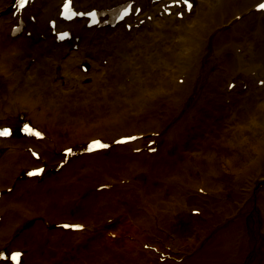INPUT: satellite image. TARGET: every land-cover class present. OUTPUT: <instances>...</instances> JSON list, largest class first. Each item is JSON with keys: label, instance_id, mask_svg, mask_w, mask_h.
Masks as SVG:
<instances>
[{"label": "bare ground", "instance_id": "6f19581e", "mask_svg": "<svg viewBox=\"0 0 264 264\" xmlns=\"http://www.w3.org/2000/svg\"><path fill=\"white\" fill-rule=\"evenodd\" d=\"M62 1L36 0L23 12L31 28L13 36L11 0H0V123H17L14 135L0 139V248L23 247V264H264V249L256 253L264 229V183L256 184L264 181V12L254 9L257 0H194L183 17L159 13L169 0H136L135 22L146 13L151 20L129 30L74 20L65 26L78 40L57 43L47 23ZM127 1L76 0L105 9ZM20 115L46 138L22 135ZM124 133L143 136L75 156L42 178L21 174L36 163L29 145L54 164L68 144L83 149L92 137ZM238 145L250 150L240 162L237 151L224 154ZM224 166L234 194L227 200ZM104 184L110 187L99 190ZM196 206L201 213H192ZM181 209L191 211V232L177 222ZM67 218L85 228L58 227Z\"/></svg>", "mask_w": 264, "mask_h": 264}, {"label": "rangeland", "instance_id": "374dc122", "mask_svg": "<svg viewBox=\"0 0 264 264\" xmlns=\"http://www.w3.org/2000/svg\"><path fill=\"white\" fill-rule=\"evenodd\" d=\"M84 61H86L90 65V62L88 60H84ZM252 135H253V137L256 136V134L254 132L252 133ZM187 136H188V140L186 141L187 144H190L193 141H195V138H194V136H193L192 133L188 132L187 133ZM216 148H218V151H220V153L222 152V150H220L221 147H216ZM235 151H237V152L233 156H235L237 162H240V160L244 159L245 155L248 152H250L249 148H246L243 145H238V147L236 148V150L227 151V152H224V154L225 155H227V154L228 155H232L233 152H235ZM221 164L223 165V163H221ZM219 169H221V166H219ZM229 176H230L229 175V168H226L224 166V170L222 172V179L225 181L224 182V183H226L225 184V187L228 189V192L224 195V198L226 200L227 199H232L234 197V194L232 192H230V190H229L230 185L231 186L233 185V183L230 182V180H229ZM261 183L262 184L264 183L263 178H262V181L260 183H258V182L256 183L257 184V188L262 187V184ZM168 192H169V190H168ZM256 207L258 209V212L257 213H259L260 212V206L257 203H256ZM187 213H191V211L189 209H187L186 211L184 209H181V210H178L177 211V213H176L175 216H176L177 222L180 223V225L182 224L181 226L186 230V232H188V231L191 232L194 229V220H193L192 217H188V214ZM246 216H249L250 217V220L252 221L253 216L250 213H247L246 212ZM251 221L248 224H250ZM247 228L249 229L248 230V233L250 235L249 236L250 239H252L253 241H255V234H254L253 230L251 228H249V227H247ZM256 238H257V240L260 241L259 247H258V249L256 251V253L259 254V252L264 249V229L262 227H261V236H256Z\"/></svg>", "mask_w": 264, "mask_h": 264}, {"label": "snow or ice", "instance_id": "6c2138e0", "mask_svg": "<svg viewBox=\"0 0 264 264\" xmlns=\"http://www.w3.org/2000/svg\"><path fill=\"white\" fill-rule=\"evenodd\" d=\"M23 2H26V0H21V6L23 5ZM261 7H264V5H261ZM0 135H8L7 131L0 132ZM38 173H29V175H36ZM65 227H68V225H65Z\"/></svg>", "mask_w": 264, "mask_h": 264}]
</instances>
